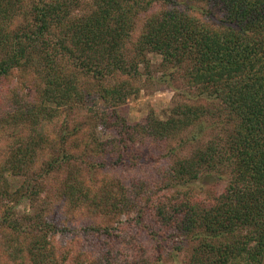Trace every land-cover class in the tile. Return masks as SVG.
<instances>
[{"label": "trees", "instance_id": "obj_1", "mask_svg": "<svg viewBox=\"0 0 264 264\" xmlns=\"http://www.w3.org/2000/svg\"><path fill=\"white\" fill-rule=\"evenodd\" d=\"M189 1L0 0V264H264V0Z\"/></svg>", "mask_w": 264, "mask_h": 264}, {"label": "rangeland", "instance_id": "obj_2", "mask_svg": "<svg viewBox=\"0 0 264 264\" xmlns=\"http://www.w3.org/2000/svg\"><path fill=\"white\" fill-rule=\"evenodd\" d=\"M181 2L182 5H185L186 7H197L199 4L197 2H191L189 0H178ZM147 58L151 62V68L153 69L154 76L159 80V82L153 84L149 83L147 81V84L144 86V88L141 90L140 94L136 98H132L129 100L126 104L120 107V113L126 116L129 122L131 123H137L145 119L148 115L154 113L157 117L165 118L168 113H170V110L172 107L175 106L178 100H181L184 97V94L181 91H175L176 89H170V87L167 86L166 78L161 76V57L156 53H147ZM143 70V67H142ZM184 99V98H183ZM189 100V99H188ZM195 102V101H194ZM104 133V134H102ZM99 135L102 139H108L112 137V132H101L99 131ZM10 184L15 188L18 187L19 181L18 179H14L13 176L8 175ZM219 186H223L226 183L225 181H219ZM214 182L212 179H209L208 181H205L204 184L202 182L194 183V188L199 192H202L201 194H204L206 190H209L211 186H213ZM0 186H4L0 185ZM201 186H204L201 187ZM16 201L10 202L8 199H5L3 201L4 204L9 203L11 206L15 204ZM17 210L21 213H34L33 208L30 206V202L27 200H19L17 202ZM185 259L184 256H181L179 258V264L183 262Z\"/></svg>", "mask_w": 264, "mask_h": 264}]
</instances>
